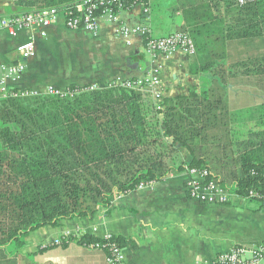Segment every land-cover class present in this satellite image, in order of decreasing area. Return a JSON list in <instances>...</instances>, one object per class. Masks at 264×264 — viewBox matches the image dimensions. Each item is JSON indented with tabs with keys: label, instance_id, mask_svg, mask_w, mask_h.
Instances as JSON below:
<instances>
[{
	"label": "crops",
	"instance_id": "1",
	"mask_svg": "<svg viewBox=\"0 0 264 264\" xmlns=\"http://www.w3.org/2000/svg\"><path fill=\"white\" fill-rule=\"evenodd\" d=\"M0 2L10 6V0ZM147 8L144 15L139 5L131 6L119 13V20L128 26H147L156 39L187 33L194 54L179 50L149 54L143 38L132 37L128 45L115 38L114 26L104 21L96 35L67 30L59 22L43 38L34 34L35 53L16 86L46 95L49 88L104 89L116 80L140 79L154 72L161 81V99L141 93L155 108L164 98L207 91L210 101L222 100L227 117L223 114L219 126L208 127L195 153L205 158L212 173L229 177L230 145L264 130L262 115L256 114L264 85L255 62L264 59V6L242 8L234 0H150ZM3 12L0 9V16ZM32 34L22 31L12 38L0 33V75L3 66L21 62L16 49ZM251 60L247 68L241 66ZM248 110L252 121L245 117ZM191 157L178 148L179 164L189 163ZM184 180L183 172L172 174L151 188L115 196L106 213L32 231L21 237L17 248L0 247V264H107L106 253L86 246L80 241L83 236L115 237L126 264H209L235 246L264 243V209L256 203H199L187 196Z\"/></svg>",
	"mask_w": 264,
	"mask_h": 264
},
{
	"label": "trees",
	"instance_id": "2",
	"mask_svg": "<svg viewBox=\"0 0 264 264\" xmlns=\"http://www.w3.org/2000/svg\"><path fill=\"white\" fill-rule=\"evenodd\" d=\"M83 1L10 0L0 18L67 12ZM262 6L264 0L242 8ZM255 62L264 85V59ZM241 64L247 68L253 60ZM86 87H69L68 97L0 100V247L17 248L22 236L45 226L106 213L115 196L182 173L185 165L212 172L196 153L208 127L219 126L227 114L220 98L210 101L203 90L199 96L164 98L155 108L149 96L135 90L82 92ZM230 146L229 177H214L234 194L264 192V130ZM178 148L190 153L189 163H178ZM98 240L80 238L84 244Z\"/></svg>",
	"mask_w": 264,
	"mask_h": 264
},
{
	"label": "built area",
	"instance_id": "3",
	"mask_svg": "<svg viewBox=\"0 0 264 264\" xmlns=\"http://www.w3.org/2000/svg\"><path fill=\"white\" fill-rule=\"evenodd\" d=\"M127 0H85L74 6L73 10L64 12L57 9L43 10L14 17L0 18V33H6L9 37H16L22 31L33 33L28 40L20 44L16 51L21 59L20 63L5 65L1 69L0 75V100L6 98L37 96V93L25 89L17 88L16 84L23 77L26 69V62L35 53V35L46 36V30L59 22L67 30L83 31L87 34L96 35L100 22L104 21L113 25V34L117 39H123L126 44H130V39L139 36L144 39V48L149 54L169 55L179 50L190 56L195 52L193 40L189 34L181 32L165 38H152L147 26H128L119 20V13L134 5H139L144 15L148 12L150 0H137L129 5ZM259 0H235L239 7L252 5ZM35 34V35H34ZM121 86L128 90L138 92H149L157 100L160 97L161 81L159 76L150 72L140 79L116 80L108 87ZM17 91H14V90ZM19 89V90H18ZM98 90L95 86L83 89L82 92H92ZM76 92V91H75ZM47 95L65 97L72 96L69 90L59 91L53 88L47 90ZM185 190L187 196L199 203L206 205H232L234 203L245 204L249 200L257 201L264 209V192L255 190L248 191L244 196L234 194L227 188L220 185V181L214 177L212 172L203 168L184 166ZM153 182L140 183L136 190L151 188ZM95 232V229H93ZM86 246L103 250L106 253L107 264H126L125 253L115 237L105 235L102 239ZM200 264V263H199ZM207 264V263H206ZM209 264H264V243L251 247L235 246L229 252L219 254L212 263Z\"/></svg>",
	"mask_w": 264,
	"mask_h": 264
},
{
	"label": "rangeland",
	"instance_id": "4",
	"mask_svg": "<svg viewBox=\"0 0 264 264\" xmlns=\"http://www.w3.org/2000/svg\"><path fill=\"white\" fill-rule=\"evenodd\" d=\"M1 1V0H0ZM1 3V2H0ZM9 4H10V2H9ZM5 7L6 6H4V5H1L0 4V9H5ZM2 13V12H1ZM263 99H262V101H261V104L260 105H258V108H257V111H256V114H260V115H262V118L259 120V122H261V124L263 125V127H264V94L261 96ZM253 112V111H252ZM246 115H245V117L247 118V120H248V118H250V120L252 121V119L254 118V116H251L253 113H251V111L250 110H248V111H246V112H244ZM245 117H244V119H245ZM263 122V123H262ZM252 124V123H251ZM260 124V125H261ZM253 125V124H252ZM255 126H259V124H255Z\"/></svg>",
	"mask_w": 264,
	"mask_h": 264
}]
</instances>
